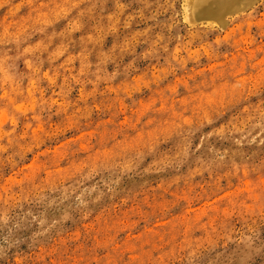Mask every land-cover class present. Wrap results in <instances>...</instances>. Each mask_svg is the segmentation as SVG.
Masks as SVG:
<instances>
[{"label": "rangeland", "instance_id": "rangeland-1", "mask_svg": "<svg viewBox=\"0 0 264 264\" xmlns=\"http://www.w3.org/2000/svg\"><path fill=\"white\" fill-rule=\"evenodd\" d=\"M216 1L0 0V264H264V0Z\"/></svg>", "mask_w": 264, "mask_h": 264}, {"label": "bare ground", "instance_id": "bare-ground-1", "mask_svg": "<svg viewBox=\"0 0 264 264\" xmlns=\"http://www.w3.org/2000/svg\"><path fill=\"white\" fill-rule=\"evenodd\" d=\"M227 1L228 0H225L224 2H227ZM213 2H214V0H198L196 13L201 14L203 12H209L211 9H213L215 7V6H213L214 5ZM219 2H220V0H217L215 2V5L218 6ZM224 2H221V4L223 5Z\"/></svg>", "mask_w": 264, "mask_h": 264}]
</instances>
